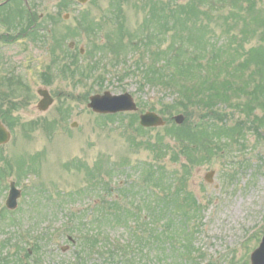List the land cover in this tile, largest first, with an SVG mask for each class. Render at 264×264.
Segmentation results:
<instances>
[{"label": "rangeland", "instance_id": "374dc122", "mask_svg": "<svg viewBox=\"0 0 264 264\" xmlns=\"http://www.w3.org/2000/svg\"><path fill=\"white\" fill-rule=\"evenodd\" d=\"M35 9L41 40L8 65L31 95L6 91L13 80L0 70L10 132L0 146V264H123L124 253L133 264H181L187 244V264H249L264 235V0H36ZM144 59L164 66L158 86L132 70ZM40 88L55 99L46 112ZM105 92L132 95L138 112L94 113L90 97ZM151 110L165 127H140ZM163 150L165 177L177 179L168 186L149 171ZM11 183L22 192L15 210L6 207Z\"/></svg>", "mask_w": 264, "mask_h": 264}, {"label": "flooded vegetation", "instance_id": "af4514ba", "mask_svg": "<svg viewBox=\"0 0 264 264\" xmlns=\"http://www.w3.org/2000/svg\"><path fill=\"white\" fill-rule=\"evenodd\" d=\"M73 1L81 4L80 0H73ZM120 1L124 2L125 0H120ZM87 2L88 0H86V3ZM60 4H64V1L63 2L61 1ZM111 4L113 6L112 7L113 12L114 13L119 12L117 14H121V7H120L121 2L112 1ZM35 6H36V0H0V70H4L3 71L4 77L2 78V81L13 80V83L12 82L10 83L5 82L6 84L1 83L2 86L6 89V91L9 90L10 92H13V89L8 87L11 84H13L15 86L19 85L21 87L20 89L28 90L29 91L28 93L30 95L32 93L30 88L25 83H23V81L20 78H17L16 74L14 75L11 74L13 72V68L10 67L8 68V65L15 64V62L18 61L16 57L20 59H24L22 55L28 53L33 41L41 40L38 32H41L44 29V26H42V24L40 23L42 16H39L36 13ZM67 18L68 15H65L64 19ZM49 19L50 22L52 23V26H55L57 22V18L54 15L53 16L50 15L47 16L46 20ZM71 31L73 30L68 29L67 34H71ZM63 40L64 38L61 40L55 39L54 43L56 47L54 49L62 48ZM16 47H19L18 51H15ZM74 47H75V43L71 42L69 44V48L73 49ZM83 53L84 50L79 51V54H83ZM53 62L56 63L57 59L54 58ZM70 62H72V64H77V60L75 58H72ZM46 78L47 76H42L43 80H45ZM23 84H25L26 86H22ZM42 90L48 92V94L53 98V101L55 102L53 95L48 89H42V88L37 89L36 93L38 96H39L38 94L39 91ZM19 92L21 91L19 90ZM2 95H6V93H3ZM20 104H22V102Z\"/></svg>", "mask_w": 264, "mask_h": 264}, {"label": "water", "instance_id": "95a60500", "mask_svg": "<svg viewBox=\"0 0 264 264\" xmlns=\"http://www.w3.org/2000/svg\"><path fill=\"white\" fill-rule=\"evenodd\" d=\"M85 3L86 0H80ZM39 94L43 97V100L39 104L40 111H47L52 105L53 100L46 91H39ZM97 114H116L120 112H135L138 110L137 105L133 97L126 93L120 96H113L111 93L106 92L103 95H96L90 98L88 105ZM183 115L175 117V121L178 125L184 122ZM140 124L145 128L163 127L165 121L156 113L148 112L140 117ZM74 126H77L76 124ZM10 140V134L0 125V146L8 143ZM214 173L207 175V180L212 182V176ZM21 196V192L16 188L15 183H11V190L6 203V206L10 210L17 208L18 199ZM252 264H264V237L260 247L255 250L251 256Z\"/></svg>", "mask_w": 264, "mask_h": 264}, {"label": "trees", "instance_id": "16d2710c", "mask_svg": "<svg viewBox=\"0 0 264 264\" xmlns=\"http://www.w3.org/2000/svg\"><path fill=\"white\" fill-rule=\"evenodd\" d=\"M170 15H171V17L173 18V16H176L177 14L175 13V12H170ZM173 19H176V18H173ZM169 20V17L165 14V17L164 18H161V16H160V19H159V26H160V28L162 29V27L164 26L165 27V31L164 32H162L161 31V35L162 36H167L168 35V33L170 32V29H168V25H169V23L168 24H166V23H161L162 21L164 22V21H167V22H169L168 21ZM122 28V27H121ZM198 35H199V32L198 31H191L190 32V34H189V38H190V40H191V38H193V36L194 37H198ZM164 41H162V42H160V44H154V45H151L152 47H159V50H162L161 49V45H162V43H163ZM148 46V48H150L151 46H149V45H147ZM140 59V58H139ZM141 61V60H140ZM140 61H135L134 62V66L132 67V70H134V71H138V73H142V82L140 83V84H144V83H146V82H148L149 83V78H152V79H154V81H153V85L154 86H158L159 85V80H160V73H159V71L161 70V69H163V67L164 66H158V69L156 70V69H153V66L154 65H148L147 64V60L146 59H144V62H143V64H142V62H140ZM155 70V71H154ZM211 89V88H210ZM191 90H193V89H191ZM190 92H192V91H190ZM188 99H189V102H190V104H188V106H191V104H193V101L191 100V99H193L192 98V95H189L188 94ZM199 102L200 101H205V100H207V99H209L208 101H210V102H213V101H215V100H217V99H220V97L219 96H217V97H215V98H211V97H202V98H198V96H197V98H196ZM213 106V105H212ZM191 129V128H190ZM145 131H147V130H145ZM190 130H188V135H190V132H189ZM202 134H203V132H202ZM146 141H148V142H150V140H146ZM162 140H159L158 141V144L159 145H163L162 143ZM188 148H189V145H188ZM184 149V148H183ZM183 149H182V151H183ZM185 150V149H184ZM167 155H168V151L167 152H165L164 150H163V158L162 157H159V159H162L161 160V162H157V161H154V163L153 164H149L150 165V170L149 171H154V172H157L158 174H159V178H158V180L159 181H161V183H162V180L164 181V184L166 185V186H168L169 184H171V183H169L170 181H174V180H177V179H173V180H170L171 178H172V176L170 177V178H166L165 177V174H168L167 172H166V170L164 169V167H163V164H162V162L167 158ZM180 156H186V152H182V153H180ZM174 158V157H173ZM176 159H178L177 158V155H176ZM185 176H187V175H185ZM170 180V181H169ZM155 181V179L154 178H152V182H154ZM149 183V180L147 179L145 182H144V185L146 186L147 184ZM138 184H140V182L138 183ZM138 184H134V185H138ZM168 184V185H167ZM142 185V184H141ZM141 185H139V186H141ZM178 185H180V183H178V182H175L174 183V188L173 189H171L172 190V193H178V191H179V189H177V187H178ZM150 188V192L153 190V188H154V185L152 184V186H150L149 187ZM146 190V188L144 189V191ZM149 192V193H150ZM169 193H170V190L168 191ZM151 195H152V199L147 203V204H149V203H151V205L152 206H155V207H159L158 205L161 203V201L160 200H162V198H160V194L159 193H155V192H152V193H150ZM138 199H139V197H138ZM137 200V199H136ZM145 200L146 199H143V205H145ZM140 207V206H139ZM169 227H170V225H169ZM185 229V228H184ZM138 242V241H137ZM131 243L132 244H135L136 242L135 241H131ZM138 244V243H137ZM145 245V244H144ZM188 245V247H189V244H187ZM179 247V246H178ZM188 247L186 246V248H185V253H181V255H178L177 256V258H176V260L178 261V262H180L181 264H187L188 263V260H193V257L191 256V252L188 250ZM111 248L112 249H114L113 248V246H111ZM190 248V247H189ZM191 249V248H190ZM129 256H130V254H127V253H124V256L123 257H125L126 259H128V260H126L123 264H125V263H127V264H133V261H131V259H129ZM122 257V258H123ZM136 264V263H135Z\"/></svg>", "mask_w": 264, "mask_h": 264}]
</instances>
